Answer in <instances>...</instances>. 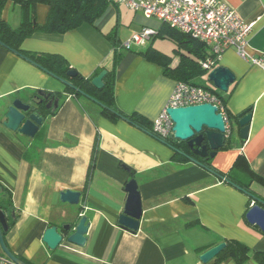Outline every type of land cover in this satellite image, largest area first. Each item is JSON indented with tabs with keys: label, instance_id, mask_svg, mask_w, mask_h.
Wrapping results in <instances>:
<instances>
[{
	"label": "crops",
	"instance_id": "obj_1",
	"mask_svg": "<svg viewBox=\"0 0 264 264\" xmlns=\"http://www.w3.org/2000/svg\"><path fill=\"white\" fill-rule=\"evenodd\" d=\"M223 1L244 23L252 24L246 53L251 57L264 53V0ZM47 15L48 6L37 4L38 27L45 24ZM1 18L11 29H18L23 8L8 1ZM167 27L108 2L93 24L84 23L63 34L36 30L20 43L19 50L59 56L64 66L92 80L111 69L118 47L114 104L123 114H137L152 125L177 81L139 52L151 47L173 57L170 67H176V45ZM145 28L158 34L132 51L120 49L121 43ZM112 31L114 37L109 35ZM157 38L168 40L170 49L158 48ZM194 51L179 50L199 64ZM17 53L0 44V187L9 224L3 240L16 258L25 264H203L199 256L225 241L238 242L251 253H264V232L245 218L254 205L250 195L264 202V69L240 58L233 48L216 61L215 68L224 67L235 77L224 96L226 116L232 117L226 148L210 161L220 177L188 159L175 158L170 147L127 121L107 119L101 107L69 93ZM210 72L192 81L213 89L206 79ZM65 79L70 82L71 78ZM37 91L59 98L55 113L41 109L44 121L33 138L6 129L4 116L12 101L29 103ZM246 110L251 120L247 139L242 141L234 117ZM130 180L136 182L141 204L135 232L118 224L127 196L124 186ZM66 190L80 193L78 205L60 202V192ZM81 217L89 225L84 247L63 240L50 250L42 242L50 227L59 231L69 225L72 234ZM0 256H5L1 249ZM206 264L236 263L215 257ZM242 264L258 263L250 258Z\"/></svg>",
	"mask_w": 264,
	"mask_h": 264
},
{
	"label": "water",
	"instance_id": "obj_2",
	"mask_svg": "<svg viewBox=\"0 0 264 264\" xmlns=\"http://www.w3.org/2000/svg\"><path fill=\"white\" fill-rule=\"evenodd\" d=\"M3 46V45H2ZM5 47V46H4ZM12 51V50H11ZM14 52V51H12ZM17 53V52H14ZM20 57L19 53H17ZM29 61L28 59L24 58ZM43 70V69H42ZM47 72L46 70H43ZM54 79L59 81L66 88H69L86 99L92 101L101 108H106L103 104L76 88L65 78L56 76L47 72ZM77 75L75 71H68L66 76L74 78ZM106 71H102L91 80V85L95 89L103 87V78ZM207 80L212 84L213 88L227 93L229 87L234 83V75L224 67H217L213 69L207 76ZM46 103L45 109L47 111H55L59 104L58 97H51L50 93L44 91H37L36 95L32 97L29 103H25L20 99L12 101L5 113L4 127L12 132H16L28 138H33L40 126H42L44 117L41 115L40 106ZM166 114L172 122V138L180 142H186V145L193 155L190 156L171 146L170 149L176 152L190 162L195 163L204 168V166L196 158H210L212 159L216 152L224 147L226 142L225 124L223 117L216 106L209 103L167 108ZM237 124L240 128L239 137L242 141L247 139L249 123L251 115L249 110L237 115ZM196 157V158H194ZM126 193V201L121 215L118 217V224L130 231H137L139 219L141 216L140 196L137 190V185L134 180L128 181L124 186ZM0 249L1 252L10 259L14 264H25L20 259L16 258L5 246L3 240V233L8 230V214L6 208L2 207L1 203L4 199L3 190L0 187ZM254 201V205L246 213V221L250 225L256 226L261 232H264V202L250 195ZM80 193L70 190L62 191L59 195V200L62 203L69 205H78ZM88 224L86 218L81 217L74 227V232L69 235L71 227L69 225L63 226L61 230L56 227L46 229L43 234L42 242L50 250H55L63 240L78 247H84L87 242ZM225 243H220L199 256V261L206 264L213 260L224 248Z\"/></svg>",
	"mask_w": 264,
	"mask_h": 264
},
{
	"label": "trees",
	"instance_id": "obj_3",
	"mask_svg": "<svg viewBox=\"0 0 264 264\" xmlns=\"http://www.w3.org/2000/svg\"><path fill=\"white\" fill-rule=\"evenodd\" d=\"M8 1H11L14 5H20L23 8V19L21 25L15 30L11 29L1 18L2 10ZM108 2V0H0V44L9 50L18 52L21 56L26 57L31 63L35 64L39 68L46 70L47 72L56 76L67 78L66 73L70 71V69L64 66V62L59 56L24 53L19 50L20 43L26 38L30 37L36 30H40L44 33L63 34L79 27L84 23L93 24V22L101 16L104 9L108 5ZM37 4H44L48 6V15L45 24L41 27H38L35 21V8ZM167 29L169 39L172 40L176 45V48L173 51V56H177L179 59L178 65L176 67H170L173 57L162 55L151 47H148L143 52H139V54L142 55L146 60L161 65L163 67L165 76L173 78L177 82L187 83L209 90L220 100L222 106L227 112L225 105L226 100L224 98L225 93H222L214 88L210 89L208 87L198 85L193 82L192 78L207 75V71L200 68L198 60H195L194 58L179 52L180 48H182L186 51V53L188 52L189 54H192V50L195 49L194 57L202 61L205 59V47L200 42L192 39L186 34L180 33L169 27H167ZM109 35L114 37L115 32L112 31V33ZM109 35L107 37L111 39V36ZM120 54L121 53L119 52L118 47H115L113 59L114 64L110 70H104L106 71V75L102 80L103 87L101 89H95L91 85V80H84L78 74L74 78H71L70 82L76 88L103 104L106 108H101V114L107 119L111 121L123 119L131 125L150 134L166 146L176 148L193 157L186 145V142L174 140L172 135L166 138H161L153 133L152 125L148 123L143 117L137 114L125 115L117 109L113 98L114 68L115 62L120 58ZM66 90L71 94L79 96L77 92L69 88ZM55 111L47 112H49V114H54ZM231 118L232 117L228 115V120L230 123H232ZM234 118L236 119V117ZM224 148H226V145H224V147L220 150ZM174 157L181 161L187 160L184 156L176 152H174ZM196 159L204 166V169L220 177L222 176L221 173L216 172V170L211 167L210 158ZM225 179L227 182L231 183L230 179ZM225 245V248L216 256V261H222L224 259L231 258L236 264H242L252 258L258 264H264V253H251L248 248L235 241H225Z\"/></svg>",
	"mask_w": 264,
	"mask_h": 264
},
{
	"label": "built area",
	"instance_id": "obj_4",
	"mask_svg": "<svg viewBox=\"0 0 264 264\" xmlns=\"http://www.w3.org/2000/svg\"><path fill=\"white\" fill-rule=\"evenodd\" d=\"M140 13L146 19H155L180 33L200 42L208 51V57L199 62L207 72L215 69L216 61L227 49L249 60L251 65L264 69V53L251 57L246 53L252 24L244 23L236 12L223 0H108ZM157 35L152 29H142L120 45L122 50H131L147 44ZM209 103L216 106L223 117L225 134L228 136L229 120L220 100L209 90L195 85L177 82L167 105L152 124L155 135L166 138L172 135V122L167 108L187 107ZM0 264H14L6 256H0Z\"/></svg>",
	"mask_w": 264,
	"mask_h": 264
},
{
	"label": "rangeland",
	"instance_id": "obj_5",
	"mask_svg": "<svg viewBox=\"0 0 264 264\" xmlns=\"http://www.w3.org/2000/svg\"><path fill=\"white\" fill-rule=\"evenodd\" d=\"M155 45L160 48L161 50H165V51H168L170 49V42L166 39H163V38H157L155 41H154Z\"/></svg>",
	"mask_w": 264,
	"mask_h": 264
},
{
	"label": "flooded vegetation",
	"instance_id": "obj_6",
	"mask_svg": "<svg viewBox=\"0 0 264 264\" xmlns=\"http://www.w3.org/2000/svg\"><path fill=\"white\" fill-rule=\"evenodd\" d=\"M51 97H56V96L51 95ZM45 105H46V103H43V104L40 106V111H41L42 108L45 109Z\"/></svg>",
	"mask_w": 264,
	"mask_h": 264
}]
</instances>
